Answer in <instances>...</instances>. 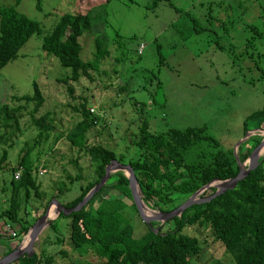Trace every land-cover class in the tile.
<instances>
[{
    "label": "rangeland",
    "instance_id": "1",
    "mask_svg": "<svg viewBox=\"0 0 264 264\" xmlns=\"http://www.w3.org/2000/svg\"><path fill=\"white\" fill-rule=\"evenodd\" d=\"M1 6H13L40 27L26 38L16 56L0 67V103L10 94H30L33 81L44 96L37 113L47 111L51 117L49 137L29 155L37 166L41 164L42 172L34 175L46 197L53 193L58 179L69 186L60 200L78 191L81 180L68 184L65 178V173L74 175L77 167L71 162L76 148L69 145L64 132L79 116L71 105L83 97L86 107L97 116L88 129V141L113 149L123 163L137 152L131 140L141 115L150 131L202 125L204 132L217 140L216 148L236 156L237 142L243 137L242 119L264 100V0H0ZM87 10L91 25L77 37L80 58H92L96 38L109 52L99 58L92 79L81 76L71 81L73 90L68 94L65 84L56 78L68 74L69 67L44 53L40 42L60 13ZM31 105L28 102L21 110L20 130L7 135V142L12 143L7 148L8 164L36 132L28 113ZM253 121L247 130L262 137L264 128L253 126ZM57 133L60 137L55 139ZM87 159L79 157L77 163L89 176L91 170L84 172L90 167ZM7 176V169L0 170L5 182ZM208 184L214 186L212 181ZM4 196L0 191V208L5 205ZM39 201L38 197L29 198L28 217L39 216ZM61 219L64 217H59L60 225ZM133 225L136 236L145 229L137 217ZM0 226L2 229L3 224ZM45 228L35 240L37 246L42 245L40 235ZM186 230L196 235L201 245L191 264H233L207 228L188 226ZM67 233L64 243L53 248H65V255L57 253L59 264L99 262L93 248L79 250Z\"/></svg>",
    "mask_w": 264,
    "mask_h": 264
},
{
    "label": "trees",
    "instance_id": "2",
    "mask_svg": "<svg viewBox=\"0 0 264 264\" xmlns=\"http://www.w3.org/2000/svg\"><path fill=\"white\" fill-rule=\"evenodd\" d=\"M0 13L1 67L16 56L26 38L32 32H39L40 27L36 20L14 10L13 6H1ZM91 18L88 10L64 11L41 38L42 51L55 56L62 66L69 67L68 74L56 78L65 84L68 94L73 90L71 81L81 76L92 79L91 73L98 66L99 58L109 52L96 38L97 48L92 58H80L81 45L77 37L89 29ZM32 84L30 94H10L6 101L0 103V170H8L6 182L0 177V191L5 195L0 217L2 224L8 223L14 231L11 235L3 229L6 246L0 249V256L17 245L36 218L28 217L26 209L31 196L40 200L42 209L37 215L44 211L51 197L65 207L73 206L103 174L104 165L111 158L120 161L113 149L96 141H88V129L95 124L97 116L91 113L93 109L86 107V97H83L77 104L71 105L79 116L64 132L69 145L76 148L71 162L77 167L74 175L65 173V178L68 184L81 180L78 191L72 197L60 200L59 197L69 190V186L63 179H58L53 186L56 191L46 197L40 180L34 175L43 169L40 168L41 164L37 166L29 152L49 137V122L52 119L47 111L37 113L44 96L36 82ZM28 102L32 103L28 113L36 132L29 142L22 143L14 162L8 164L7 148L12 143L7 139L13 130H20L18 122L21 110L26 108ZM138 120L136 135L131 140L137 152L126 163L132 167L143 202L160 211L176 207L212 179L234 176L239 168L236 159L243 162L261 138L256 132L248 135L237 145V155L230 157L216 148L217 140L206 134L202 125L182 128L167 126L161 131H150L144 116H139ZM250 120H255L253 126L264 128V100L259 108L243 117L242 135L252 125L249 126ZM59 137L57 133L55 139ZM84 156L91 161L90 167L84 169L87 173L91 170L89 176L84 175L82 166L77 163V159ZM257 160L256 166L238 179L233 187L208 200L191 203L179 215L162 222L151 220L149 224L138 215L123 171H112L79 209L67 214L60 211L47 224L40 235L42 245L38 246V258L35 253L22 254L8 264H59L57 253L65 255V248L59 247L57 251L53 248L64 243L66 230L75 247L81 251L87 247L93 248L100 257L98 263L77 260L75 264H191L201 245L198 237L186 230L188 226L199 230L207 228L212 239L223 246L230 260L232 258L233 264H264V149ZM16 169L19 176L14 178ZM213 190L214 186H208L199 196H207ZM59 217H64L61 219L62 225L58 224ZM136 217L145 223V229L137 236L133 231Z\"/></svg>",
    "mask_w": 264,
    "mask_h": 264
},
{
    "label": "water",
    "instance_id": "3",
    "mask_svg": "<svg viewBox=\"0 0 264 264\" xmlns=\"http://www.w3.org/2000/svg\"><path fill=\"white\" fill-rule=\"evenodd\" d=\"M252 134L251 130H246L243 137L239 139L237 145L241 140L246 138L248 135ZM264 149V135L260 138L259 142L250 150L249 154L245 158L246 162H239L236 159L237 163H239L238 171L234 176L227 177L224 179H213V180H220L221 183L219 185H214V190L212 193L208 194L207 196H199L198 194L206 187L210 186L208 183L200 186L197 190L192 192L189 196H187L181 203H179L176 207L168 210V211H160L158 209H152L148 207L141 198V192L137 184V180L133 173L132 167L129 163H123L118 161L116 158H111L105 165H104V172L99 177V179L85 192L83 197L73 206L65 207L61 204L56 198L51 197L48 201L44 211L31 223L28 227L27 231L22 235L20 241L17 245L7 252L6 254L0 256V264H8L9 262L13 261L17 257L21 256L22 254L30 255L31 253H35L37 258L39 257V249L35 243V240L38 237L40 231L47 226V224L56 217L58 212H62L63 214H67L73 210L79 209L87 200L91 197V195L99 189V187L106 181L110 172L115 170H122L124 175L127 177V184L130 191V195L134 205L137 208L139 217L149 224L151 220H156L162 222L168 219L171 216L179 215L180 212L194 202L205 201L210 199L211 197L223 192L227 188H231L235 185L236 181L242 178L246 173L256 166L258 160V156L262 153ZM142 203L146 205L150 210L151 213H146L142 208ZM50 204L54 205L55 214L54 216L47 215V210ZM29 234L28 240L24 243V236L25 234Z\"/></svg>",
    "mask_w": 264,
    "mask_h": 264
},
{
    "label": "bare ground",
    "instance_id": "4",
    "mask_svg": "<svg viewBox=\"0 0 264 264\" xmlns=\"http://www.w3.org/2000/svg\"><path fill=\"white\" fill-rule=\"evenodd\" d=\"M213 182V184L214 185H219L220 183H221V181L220 180H213L212 181ZM51 205H53V204H50V206ZM48 207V210H47V215H49V216H54V214H55V210H54V207L53 206H51V207ZM142 208H143V210L146 212V213H151V210L146 206V205H144L143 203H142ZM53 209V210H52ZM28 237H29V234L27 233V234H25V236H24V240H23V242L25 243L27 240H28Z\"/></svg>",
    "mask_w": 264,
    "mask_h": 264
},
{
    "label": "built area",
    "instance_id": "5",
    "mask_svg": "<svg viewBox=\"0 0 264 264\" xmlns=\"http://www.w3.org/2000/svg\"><path fill=\"white\" fill-rule=\"evenodd\" d=\"M90 110H92V108H90ZM18 176H19V170L16 169V170L13 172V177H14V178H17ZM4 228H5V230L7 231V233H9V234H11V235L14 234V231H13L12 227H11L8 223H6V224L4 225Z\"/></svg>",
    "mask_w": 264,
    "mask_h": 264
},
{
    "label": "crops",
    "instance_id": "6",
    "mask_svg": "<svg viewBox=\"0 0 264 264\" xmlns=\"http://www.w3.org/2000/svg\"><path fill=\"white\" fill-rule=\"evenodd\" d=\"M2 223V221H0V224ZM3 229H4V225L2 226V229H1V226H0V236H2L3 235ZM3 236H2V239L0 238V249H2L3 247H5L6 246V244H5V242H4V240H3ZM4 242V243H3Z\"/></svg>",
    "mask_w": 264,
    "mask_h": 264
}]
</instances>
